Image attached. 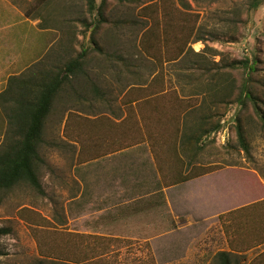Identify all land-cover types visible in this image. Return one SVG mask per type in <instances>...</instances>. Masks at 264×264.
Masks as SVG:
<instances>
[{
    "label": "rangeland",
    "instance_id": "374dc122",
    "mask_svg": "<svg viewBox=\"0 0 264 264\" xmlns=\"http://www.w3.org/2000/svg\"><path fill=\"white\" fill-rule=\"evenodd\" d=\"M250 1L97 0L90 13L88 0H0V46L16 55L1 79L91 49L87 76L72 79L45 123L44 194L25 183L0 190V264H221L222 252L264 264V128L252 105L225 107L209 89L214 62L249 58L264 99V5L248 11ZM197 63L213 73L193 82ZM232 78L241 83L243 69ZM212 115L231 138L204 137L191 161L180 131ZM187 174L198 177L176 182Z\"/></svg>",
    "mask_w": 264,
    "mask_h": 264
},
{
    "label": "trees",
    "instance_id": "16d2710c",
    "mask_svg": "<svg viewBox=\"0 0 264 264\" xmlns=\"http://www.w3.org/2000/svg\"><path fill=\"white\" fill-rule=\"evenodd\" d=\"M115 1L120 4H139L146 0ZM193 1L199 3L205 0ZM262 5H264V0H251L248 11L258 10ZM88 7L90 13L95 12L97 10V0H88ZM186 7L191 6L187 4ZM196 40L200 41L201 39L198 37ZM90 50V48L84 49L74 57L65 59L63 65L59 64L51 69L47 68L46 72L45 70H37L28 75V78L13 77L9 80L7 90L0 98L3 104V111L8 119L6 133L8 141L0 148V190L11 191L18 185L25 183L37 192L44 194L37 166L39 163L44 162L39 154V146L43 142L45 123L53 110L58 96L66 91L68 87H72V79L82 75L87 76L85 75V59L89 55ZM218 54L215 51V55ZM213 64L217 66L218 70H216L215 76L212 75V79H218V82L215 83L213 81L210 84L211 86L209 85V89L224 93L218 102L225 107H228V105L232 107V104H237L243 108H248L249 105H252L264 128V108L262 106L264 99L251 85L253 82L252 74L257 72L256 60L251 61L249 58H245L241 61H230L223 57L220 63L214 62ZM192 68L191 78L197 77H195L196 79H190L193 82L196 80L203 81L204 77L213 73V67L203 65V63H197ZM240 68L243 69L245 78L241 83H238L232 78V73ZM197 72L202 75H197ZM139 77L144 78V76ZM96 90L99 91L98 89ZM10 102L15 105L7 106ZM229 110L223 116H226ZM212 118L213 115L202 119L195 129H191L188 132H186L185 128L180 131V152L189 157L191 161L197 157L198 153L204 150L202 144L204 137L224 129L225 125L220 120L212 125L210 123ZM234 120L239 123L237 128L235 127L238 146L241 151L249 154L250 147L245 131L241 126L240 117H235ZM235 128L232 130L235 131ZM191 161L188 163L189 169L192 166ZM183 173L184 171L180 175H183ZM195 177H198V175L189 177L187 174L177 179L176 182H188ZM6 233L8 231L0 230V236ZM219 258L221 264H231L228 253H220ZM38 264L50 263L41 262Z\"/></svg>",
    "mask_w": 264,
    "mask_h": 264
},
{
    "label": "crops",
    "instance_id": "0c3cea01",
    "mask_svg": "<svg viewBox=\"0 0 264 264\" xmlns=\"http://www.w3.org/2000/svg\"><path fill=\"white\" fill-rule=\"evenodd\" d=\"M5 49V48H4ZM3 48H1L0 46V68L3 70H5V72H8L9 73V70L10 68L15 64V58H16V55L14 56V54L9 53L7 54V51L4 50ZM3 51V53H2ZM3 59V60H2ZM13 61V62H12ZM11 62V63H10ZM7 73V74H8ZM6 74V75H7ZM6 75H3L6 77ZM25 75H30V72L28 71L26 73V71L24 73H21L20 75H7V77L5 78H0V98H1V95L7 90V87L9 85V80L13 77H20V78H25L26 76ZM10 76V77H9ZM9 77V78H8ZM8 78V79H7ZM12 94V93H11ZM0 105L2 106L3 108V104L1 103V99H0ZM15 104L10 102L7 104V106H14ZM1 106H0V111H1ZM6 106V105H4ZM7 125V122L4 120V123H2V120L0 118V127H4Z\"/></svg>",
    "mask_w": 264,
    "mask_h": 264
},
{
    "label": "built area",
    "instance_id": "2783aa9c",
    "mask_svg": "<svg viewBox=\"0 0 264 264\" xmlns=\"http://www.w3.org/2000/svg\"><path fill=\"white\" fill-rule=\"evenodd\" d=\"M225 129V128H224ZM221 130V131H219L218 133H216V135L217 134H219V135H223V140H224V143L223 144H225L226 143V141H228L230 138H231V134H230V131L229 130ZM218 135V136H219Z\"/></svg>",
    "mask_w": 264,
    "mask_h": 264
}]
</instances>
